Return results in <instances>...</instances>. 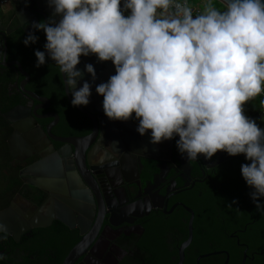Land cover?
I'll list each match as a JSON object with an SVG mask.
<instances>
[{"label": "flooded vegetation", "instance_id": "obj_1", "mask_svg": "<svg viewBox=\"0 0 264 264\" xmlns=\"http://www.w3.org/2000/svg\"><path fill=\"white\" fill-rule=\"evenodd\" d=\"M1 1L7 12L0 16L7 59L0 62V121L12 130L7 141L14 170L1 172L0 178L14 195L8 204L0 201L6 206L0 210L17 206L25 218L53 206L66 222L56 218L47 227L24 230L19 240L11 234L0 239V264H59L62 258L63 264L84 238L89 246L75 264H177L192 216L194 232L203 234L212 250L202 253L193 236L183 264H198L199 256L213 252L220 253L202 258L211 257L205 264H222L223 258L225 264L228 255V264H238L231 261L232 250L241 253L239 264L245 255V264H264V215L252 203V188L232 172L237 155L218 150L211 158L201 153L190 161L177 149L178 134L154 144L151 129L144 135L137 131L134 112L127 121L110 119L103 95L96 92L109 70L105 66L96 69L93 81L87 63L77 65L83 76L76 87L87 80L91 96L88 105L73 106L62 83L66 74L55 61L46 55V63L36 67L35 50L46 52V33L37 29L39 39L25 45L36 28L15 18L17 2ZM12 111L14 121L6 115ZM37 164L47 169L34 173L30 168ZM227 192H234L238 209L226 207Z\"/></svg>", "mask_w": 264, "mask_h": 264}, {"label": "clouds", "instance_id": "obj_2", "mask_svg": "<svg viewBox=\"0 0 264 264\" xmlns=\"http://www.w3.org/2000/svg\"><path fill=\"white\" fill-rule=\"evenodd\" d=\"M224 3L220 10L202 0L194 18L189 0H123V10L121 0H48L60 19L33 22L47 38L46 52L35 50L36 67L50 57L66 74L71 104L86 106L91 84L76 87L81 55L111 60L116 73L96 86L105 114L127 121L134 112L137 131L151 129L154 144L178 134L177 149L190 161L218 150L246 154L251 163L241 165V174L264 215V129L244 114L245 102L264 94V0ZM38 39L29 33L23 42ZM6 59L0 52V62ZM85 70L94 81V65ZM7 235L0 223V239Z\"/></svg>", "mask_w": 264, "mask_h": 264}, {"label": "water", "instance_id": "obj_3", "mask_svg": "<svg viewBox=\"0 0 264 264\" xmlns=\"http://www.w3.org/2000/svg\"><path fill=\"white\" fill-rule=\"evenodd\" d=\"M18 3V10L16 11L15 18L20 21L21 24H25L28 26H33V22L39 23L41 21L49 22V21H56L59 22L60 15L54 13L53 8L49 6L48 0H14ZM123 1V0H121ZM222 4L226 6L224 3V0H219ZM121 9L123 10V5H121ZM130 13V10H128ZM7 12L5 11L4 14ZM37 31V28L32 33H35ZM5 26L2 23V19L0 18V52L3 53V49L7 50V39L5 35ZM4 53H7L5 51ZM86 60V61H85ZM5 61V60H4ZM86 62V63H92L95 67V69H99V67H107L109 70H107V75L103 77L104 82H107L110 76L114 75L116 73V67L114 63L111 60L108 61H98L96 54H90V55H81L80 63ZM5 63V62H3ZM2 63V64H3ZM14 64H18L20 68L22 69V65L19 62H13ZM83 69V67H81ZM16 111V110H15ZM8 112L6 115L10 119L13 120V113ZM261 119L264 120V114L261 115ZM18 124V123H17ZM19 125V124H18ZM17 126V125H16ZM35 141V140H33ZM17 151L13 146L11 149L12 156L17 155ZM47 169L43 168L42 165H34L31 166L30 170L34 173L37 170H44ZM33 186H38L36 182L32 183ZM15 203V202H13ZM12 203V204H13ZM14 205V204H13ZM24 210L27 208L23 207ZM57 208H53V206H43L39 210V212H36L35 216H31V213L26 214L25 218H22L19 216L24 215V212L20 210L17 206H10L3 210H0V223H3L7 226V233L11 234L15 239L19 240L20 235L23 233L24 230L30 229L31 227H47L52 224L53 220L58 218L60 220L63 219V221L66 222L64 218H60V216L56 215ZM31 218H30V216ZM193 219L194 216L191 217L189 222V228H188V238L187 240L181 245L180 248V261L177 264H183L185 260V250L186 248L192 243L193 236H194V227H193ZM29 220V222H27ZM89 241H87L85 238L81 240L68 254V256L65 258L63 264H75L82 254V252L89 246ZM220 252H213V253H207L199 256L198 258V264H200V260L204 257L210 256L212 254H217ZM247 256L245 255L243 263L245 264ZM229 261V255L225 261V264H228Z\"/></svg>", "mask_w": 264, "mask_h": 264}, {"label": "trees", "instance_id": "obj_4", "mask_svg": "<svg viewBox=\"0 0 264 264\" xmlns=\"http://www.w3.org/2000/svg\"><path fill=\"white\" fill-rule=\"evenodd\" d=\"M3 15H4L3 9L0 6V16H3ZM3 86H5V84ZM14 104H16V103H13L11 106H13ZM244 109L246 110V113H248L249 118L255 119L257 125H260L262 128L264 127V123L261 119L260 112H258L257 110H255L251 106H246L245 104H244ZM11 131H12L11 127L4 120L1 119V121H0V173L3 171L14 170V168L11 166V159L12 158H11V155L9 152V146H8V141H7ZM236 157L237 158L234 161L237 164V166L235 169H233L232 172L237 173L238 175L243 177L241 174V165L244 163H251V161L246 158V154H244V153L237 154ZM13 191H14V188L12 186L7 187L6 189L3 188L2 183H1V178H0V201L8 204L14 195ZM251 191H253V189H251ZM234 198H235L234 192H227L223 195V199L227 203H231V201H233ZM259 199L261 201H264V197H261ZM252 203H254L253 200H252ZM4 207H6V206H0V209H2ZM226 207L230 208L228 206H226ZM233 207L235 209H238L237 206H233ZM260 228L262 229L263 226H261ZM212 229H213L212 227H209L208 237H210V235L212 234ZM263 230H264V228H263ZM42 232H43V234H46V235L50 234L48 228L42 229ZM218 234L220 235L219 229H218ZM202 235L203 234L200 235L199 233H197V231H195L194 232V243L198 241L202 245V247H201L202 253L209 252L210 250H212V248L205 246L204 241L201 239ZM50 240L52 241L51 237L49 238V241L46 244L49 247L52 245ZM224 242L227 243V240L225 239ZM41 246H43V245L41 244ZM218 248H223V247H217L215 249H218ZM210 258L211 257H208L206 259H202L200 261L201 264H205V261H208ZM240 260H241V253H239L238 251L233 252V250H232L231 251V261L237 262L239 264ZM62 261H63V258L60 260L59 264H61ZM222 264H224V258L222 260ZM229 264H231V262Z\"/></svg>", "mask_w": 264, "mask_h": 264}, {"label": "crops", "instance_id": "obj_5", "mask_svg": "<svg viewBox=\"0 0 264 264\" xmlns=\"http://www.w3.org/2000/svg\"><path fill=\"white\" fill-rule=\"evenodd\" d=\"M190 2L196 6H198L199 8L202 9L203 5H202V0H190ZM214 3H215V6L220 9V10H223L224 7H226L224 4H222L219 0H214ZM121 5H123V1H121ZM129 14V11H126L124 12V15H128ZM261 101L262 99L257 96V98H253L249 101H246L245 102V105L246 106H251L253 107L255 110H257L258 112H260V114L262 115L263 112H262V106H261ZM244 114L249 117L248 113H246V110L244 109ZM263 123H264V120L262 119ZM264 129V127L262 128Z\"/></svg>", "mask_w": 264, "mask_h": 264}, {"label": "built area", "instance_id": "obj_6", "mask_svg": "<svg viewBox=\"0 0 264 264\" xmlns=\"http://www.w3.org/2000/svg\"><path fill=\"white\" fill-rule=\"evenodd\" d=\"M6 1L7 0H2L1 4L3 5ZM189 2H190V0H189ZM190 5L192 6L193 15H194V18H195V15L199 14L202 11V9L199 8L198 6L192 4L191 2H190ZM259 97L262 99V101H264V94H261ZM262 112L264 114V107H262ZM258 126L262 129V127L260 125H258Z\"/></svg>", "mask_w": 264, "mask_h": 264}]
</instances>
